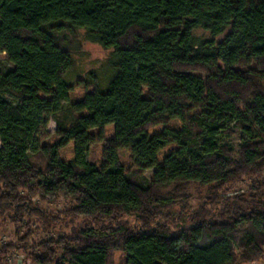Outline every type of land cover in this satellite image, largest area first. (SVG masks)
<instances>
[{"label": "trees", "instance_id": "16d2710c", "mask_svg": "<svg viewBox=\"0 0 264 264\" xmlns=\"http://www.w3.org/2000/svg\"><path fill=\"white\" fill-rule=\"evenodd\" d=\"M66 30H85L114 51L105 91L92 75L85 87L96 89L72 100L65 77L73 59L55 37ZM200 30L211 40L199 39ZM0 55L14 67L0 61V218L27 229L22 243L33 227L53 235V223L67 222L62 238L30 256L33 264H109L112 252L125 264L263 256L264 184L220 199L215 212L201 208L179 231L157 211L162 189L196 184L216 192L264 172V0H0ZM50 121L56 140L41 144ZM236 130L238 158L226 143ZM98 143L101 166L89 161ZM71 144L67 161L61 153ZM123 150L140 174L120 164ZM150 170L151 180L143 174ZM59 197L75 207L55 214L34 203ZM133 216L140 226L124 222ZM3 245L0 264L14 246Z\"/></svg>", "mask_w": 264, "mask_h": 264}, {"label": "rangeland", "instance_id": "374dc122", "mask_svg": "<svg viewBox=\"0 0 264 264\" xmlns=\"http://www.w3.org/2000/svg\"><path fill=\"white\" fill-rule=\"evenodd\" d=\"M228 32L217 38V43H221L226 38ZM196 36L201 40H211V36L208 32L203 30L197 31ZM56 39L62 44V46L69 51L73 59V69L65 77L66 81L73 85V91L71 93V98L73 101L83 100L86 93L89 91H94L96 86L94 84L86 89L85 84L91 82L92 75L95 76L97 80V88L105 91L108 88L109 82L114 75V51L111 49H104L102 46L92 43L87 39L85 30L70 31L66 30L55 34ZM0 61L10 70L14 69L13 65L9 64L3 55H0ZM171 127H179V122H173L170 124ZM162 128L158 127L156 129H151V132L160 131ZM57 130V125L54 121H50L49 125L42 129L39 134V142L53 143L55 139V133ZM97 132V131H94ZM113 136V127H108L106 129V138ZM226 143L230 145L236 152V158L239 157V150L242 143V135L236 130V135L226 140ZM1 147V143H0ZM104 143H98L93 145L90 154L89 161L97 166H101L105 162L104 156ZM174 146L165 149L161 155V163L163 165V158L168 155ZM64 160L73 159V145L71 144L61 153ZM120 164L129 172L134 174H140V168L134 163L132 155L129 151L123 150L121 152ZM41 168H45L44 161L40 162ZM154 170L146 171L143 174L147 179L151 180ZM139 177V175H138ZM264 184V172L261 176L255 178H246L243 181L235 184H230L218 191H214L209 187H203L196 184L183 185V186H171L169 188L162 189L160 191V198L163 199L161 204H159V209L157 211L158 217H161L164 224H169L170 227L179 231L181 228L189 227L193 224V216L201 209L205 208L208 211L215 212L219 209L218 204L220 199L227 197H233L241 192H248L253 185ZM165 198V200H164ZM34 203L39 207L43 208L49 213H63L66 210L75 207V204L64 197H59L54 201L44 202L39 198H36ZM171 219V222L168 221ZM79 220L76 221L78 223ZM128 227L134 228L139 225L137 218L133 216L132 218H126L124 221ZM66 223L55 222L53 223L52 229L57 232L52 234H45L41 231L32 228L34 230L33 236L26 242H20L27 229H22L19 225L13 224L8 220H3L0 218V243L3 246H8L7 244L14 245L11 248L5 249V257H3L2 264H33L30 256L32 254L40 253V244L47 242L49 240H59L62 238L61 233L65 230ZM61 226V227H60ZM64 226V227H63ZM140 226V225H139ZM98 235V233H97ZM70 248H75V245H69ZM56 247L58 248L59 245ZM63 250L58 249L57 256L61 258L63 256ZM109 264H125V256L121 252H112L109 256ZM237 264H264V254L260 259L251 262L238 261Z\"/></svg>", "mask_w": 264, "mask_h": 264}]
</instances>
